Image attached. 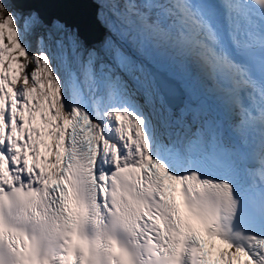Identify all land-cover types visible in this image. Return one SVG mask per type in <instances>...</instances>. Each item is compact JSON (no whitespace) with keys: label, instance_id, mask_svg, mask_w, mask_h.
<instances>
[{"label":"snow or ice","instance_id":"1","mask_svg":"<svg viewBox=\"0 0 264 264\" xmlns=\"http://www.w3.org/2000/svg\"><path fill=\"white\" fill-rule=\"evenodd\" d=\"M0 264H264V0H0Z\"/></svg>","mask_w":264,"mask_h":264},{"label":"bare ground","instance_id":"2","mask_svg":"<svg viewBox=\"0 0 264 264\" xmlns=\"http://www.w3.org/2000/svg\"><path fill=\"white\" fill-rule=\"evenodd\" d=\"M50 11H52V12H54L55 14H59V15H61V16H63V18L64 19H66L67 21H69V20H72V17H74L73 16V14H72V11H71V9H68V8H63V9H53V10H50ZM78 17L81 19V20H83V18L80 16V15H78ZM84 21V20H83ZM177 53V55H179L178 54V52H176ZM169 55L170 56H165L166 58H162V57H156V58H151V60L149 59V62H151V64H154V66H152V65H150V63H148L149 65H150V68H147V70L149 71V72H151L152 73V70H157V71H159V72H161L165 77H166V79L168 80L169 78H171L172 76H173V74L175 73V72H177V71H180V72H182V73H184V75L185 76H187L186 78H189L188 77V75H187V73L186 72H183V67H184V62H181V63H183L184 65H182L181 63L179 64L180 65V67H178V66H176V68H177V71L175 70L174 71V68H172L171 66L173 65H176L174 62L175 61H177L178 60V58H177V56H175L173 53H169ZM171 57V58H170ZM181 57V56H180ZM160 60V61H159ZM185 61H187V59L185 60ZM155 64H157V65H159L160 67H155V66H157V65H155ZM187 65H189V66H191L192 68H193V66L195 67V68H193V69H195L196 70V65H193V64H189V62H187ZM190 70V69H189ZM199 69L197 68V71H195V73L197 72L199 75H200V72L198 71ZM191 72H193L192 70H191ZM189 79H191V78H189ZM192 80V79H191ZM192 82H193V84L194 83H196L195 81H193L192 80ZM207 82V81H206ZM198 84V83H197ZM210 84V83H209ZM195 86V85H194ZM195 87H197L199 90H201V91H205L206 92V94L209 96V98L211 99L212 97H211V94H212V91L211 90H209V89H207L206 87H204L203 85H197V86H195ZM212 88V87H211ZM213 89V88H212ZM91 103H92V101H91ZM250 137H251V141H252V143H253V145L255 146V147H259V130L258 129H253L251 132H250Z\"/></svg>","mask_w":264,"mask_h":264},{"label":"rangeland","instance_id":"3","mask_svg":"<svg viewBox=\"0 0 264 264\" xmlns=\"http://www.w3.org/2000/svg\"><path fill=\"white\" fill-rule=\"evenodd\" d=\"M97 25L96 24H94L93 22H92V25H91V33H90V36H92L93 34L94 35H96V37L95 38H93V39H91V41H88L89 43H91V44H95V45H99V43L100 42H102L103 40H104V38H105V36L107 35V32H106V30L103 28V26L100 24V28H99V30L101 29V31H97ZM100 33V34H99ZM170 53V52H169ZM169 53H160L159 55H157L156 57H164V58H166L165 56H170L169 55ZM171 53H173V52H171ZM175 56H177V58H178V60L177 61H175L174 63L176 64V65H172L171 67L172 68H174V71L176 70L177 71V68H176V66H178V67H180V63L181 62H184V64L183 63H181L182 65H184V67H183V72H186L187 73V75H188V77L189 78H191L193 81H195L196 83H194V85L195 86H197L198 84L199 85H203L204 87H206L207 89H209V90H213L212 88H214L211 84H209L208 82H206V80L205 79H201L200 78V75L196 72L195 73V71H197V67H196V70L195 69H193V68H195L194 66H193V68L191 67V66H189V65H187V62H191V61H185L186 59L184 58V57H182V55L178 52V54L179 55H177V53L175 52V53H173ZM181 56V57H180ZM155 57V58H156ZM151 58L152 57H146L145 58V61H146V68H150V65H152V66H154V64H151V62H149V59L151 60ZM171 58V57H170ZM160 61V60H159ZM148 63H150V65L148 64ZM190 64H193V65H195L194 63H190ZM155 65H157V64H155ZM155 67H160L159 65H157V66H155ZM161 68V67H160ZM190 69V70H189ZM191 70L193 71V72H191ZM150 71V70H149ZM199 71V70H198ZM187 77V76H186ZM198 83V84H197ZM212 87V88H211ZM211 97H212V94H211ZM92 99V104H93V107L95 108V107H97V106H100V107H102L103 106V104L106 102V100H105V98H103V97H100V96H97V97H95V98H93V97H91Z\"/></svg>","mask_w":264,"mask_h":264},{"label":"water","instance_id":"4","mask_svg":"<svg viewBox=\"0 0 264 264\" xmlns=\"http://www.w3.org/2000/svg\"><path fill=\"white\" fill-rule=\"evenodd\" d=\"M68 9H71L72 14L74 17H72V20H69L68 23L75 25L81 35L87 40V41H91V39L95 38L96 35H92L90 36L91 31V25L92 22L94 24H96L97 27V31H101L100 28V23L97 21L96 19V8L92 3H85L81 6H77V7H70ZM78 15H80L83 20H81ZM66 20V19H65ZM100 34V33H99ZM152 73H154L156 75V77L158 78V80L160 81H166V77L159 71L157 70H152Z\"/></svg>","mask_w":264,"mask_h":264}]
</instances>
